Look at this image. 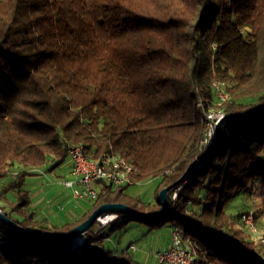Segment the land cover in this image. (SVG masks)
<instances>
[{"label":"trees","instance_id":"1","mask_svg":"<svg viewBox=\"0 0 264 264\" xmlns=\"http://www.w3.org/2000/svg\"><path fill=\"white\" fill-rule=\"evenodd\" d=\"M209 110L226 117L204 147ZM69 145L125 159L138 185L156 182L154 199L103 183L75 218H37L25 179L62 165ZM9 175L0 210L45 234L70 231L102 204L159 211L166 187L170 212L117 214L107 232L83 235L81 251L0 223V264H139L104 246L128 221L177 226L193 264H264L243 211L226 212L264 179V0H0V180Z\"/></svg>","mask_w":264,"mask_h":264},{"label":"rangeland","instance_id":"2","mask_svg":"<svg viewBox=\"0 0 264 264\" xmlns=\"http://www.w3.org/2000/svg\"><path fill=\"white\" fill-rule=\"evenodd\" d=\"M216 132V130H215ZM69 158L58 168L48 171L41 169L34 171L35 173L27 176L24 183V189L32 196L30 209L41 216L43 220L51 219L53 221L60 218H75L79 210L86 211V206L90 202L85 199H74L72 189L65 188L60 182L72 179L69 174L70 166ZM44 172L41 174L40 172ZM14 176V175H13ZM9 175L5 179L0 180V189L9 180L13 178ZM156 182H145L139 185L130 186L127 193L132 195L143 196L147 200L154 199V191ZM264 197V179H258L253 190L248 192H236L233 199L226 206V212L236 217L245 209L254 211V227L256 232H251V239L255 242V254L258 258L264 259V243L259 242L260 238H264V216L261 215V203ZM2 211V210H1ZM83 211V212H84ZM260 214V216H259ZM258 216L255 222V217ZM78 219V218H77ZM111 226L98 227L94 225L93 231L98 234L101 231L107 232ZM130 244H134L137 252L133 253L128 249ZM170 244V225L149 230V228L141 222L128 221L121 225L116 231L110 233L109 238L104 246L112 250L128 249V253L139 262V264H157L154 254L163 251V247Z\"/></svg>","mask_w":264,"mask_h":264},{"label":"built area","instance_id":"3","mask_svg":"<svg viewBox=\"0 0 264 264\" xmlns=\"http://www.w3.org/2000/svg\"><path fill=\"white\" fill-rule=\"evenodd\" d=\"M218 94H220L219 91L216 92V95ZM213 125L214 123H209L208 143L211 141ZM68 158L71 163L69 174L72 179L64 180L60 182V184L65 188L72 189V196L74 199H83L88 194H91L97 186L103 183L110 185V182H118V188L122 186L138 185L137 182L135 184H121L118 178L111 174V167L115 166L95 165V159L85 158L84 153L78 152L75 145L68 146ZM41 174H44V172L41 171ZM173 195L175 200L177 192L175 191ZM116 218L117 217H111V213L104 214L97 219L94 225L105 227V225H109ZM241 218H250V212H244L243 210ZM177 234H180V229L174 225L171 226L170 244L168 248L155 253L153 256L158 264H189V256L185 255L182 247L178 244ZM74 243L84 246L85 243L82 242V235L75 238ZM128 249L134 252L138 251L134 244H130ZM128 249H123L122 252L125 253V250Z\"/></svg>","mask_w":264,"mask_h":264},{"label":"bare ground","instance_id":"4","mask_svg":"<svg viewBox=\"0 0 264 264\" xmlns=\"http://www.w3.org/2000/svg\"><path fill=\"white\" fill-rule=\"evenodd\" d=\"M216 92H220V94L217 95V98L219 99V103L224 101L226 98L225 92L219 85H215ZM223 115V116H222ZM226 117V114L223 110H209L208 112H205V118H204V138L202 140V145L204 147H209L213 144L215 139V130L216 126L219 122H221ZM209 123H214L212 127V137L211 141L208 143V137H209ZM76 149L80 153H84V149L80 145H75ZM84 157L88 158L85 153ZM121 162V164H120ZM95 165H104V166H115L111 167V174L115 175L116 178H118V181H120L121 184H135L136 182L132 179L131 174L133 172V167L131 164H129L125 159L119 158L112 155L103 154L95 159ZM41 173V172H40ZM110 185L113 188H118V182H110ZM100 186H97V188L91 193L88 194L83 199L85 200H94L97 198L98 191ZM177 197V196H176ZM172 199L174 200V195H172ZM244 212H250V218H241L242 222L248 227L252 233L256 232V229L254 227V211L252 209L244 210ZM118 215L115 213H111V217H117ZM101 217V216H100ZM99 217V218H100ZM98 218V219H99ZM107 225H105L106 227ZM177 227V226H175ZM0 238V242H1ZM82 242L85 243V237L82 235ZM177 242L180 244V247H182L183 251L185 252V255L189 256V264L194 263L195 259V251L191 245V241L184 237L182 231L180 230V234H177ZM259 242L264 243V238H260ZM71 247L73 249H77L78 251H81V248L83 247L81 244L74 243V240L71 241ZM129 250H125V253H128ZM133 253H135L133 250H131Z\"/></svg>","mask_w":264,"mask_h":264},{"label":"water","instance_id":"5","mask_svg":"<svg viewBox=\"0 0 264 264\" xmlns=\"http://www.w3.org/2000/svg\"><path fill=\"white\" fill-rule=\"evenodd\" d=\"M221 122H219L216 126V134H215L214 142L211 145L212 147L218 141ZM192 165L189 167V169L186 171V173L183 175L180 181H182L186 177ZM169 190L170 187H166L162 189L159 193V200L162 204V209L159 211H155L151 213H140L135 209L122 203L102 204L97 209H95L86 220H84L83 222L72 228L70 231L63 234H45L41 231L25 229L22 226H20L18 223H16L14 220H12L10 217L5 215L2 211H0V223L8 227L12 232H14L16 235L19 236L37 237L54 242H70L73 241L75 238L84 235L96 223L97 219L104 214L115 213V214H122L131 217H136L139 219H148L152 217H165L170 212V205L168 199Z\"/></svg>","mask_w":264,"mask_h":264},{"label":"crops","instance_id":"6","mask_svg":"<svg viewBox=\"0 0 264 264\" xmlns=\"http://www.w3.org/2000/svg\"><path fill=\"white\" fill-rule=\"evenodd\" d=\"M68 171H70V166H69V169H68ZM30 197L32 198V196L30 195ZM37 218H39V219H42V217L41 216H38L37 215ZM47 221H53V220H51V219H48ZM168 248V246H166V247H163L162 249L163 250H166ZM133 257V256H132ZM158 264V263H157Z\"/></svg>","mask_w":264,"mask_h":264}]
</instances>
